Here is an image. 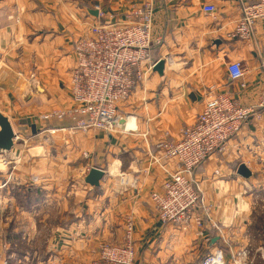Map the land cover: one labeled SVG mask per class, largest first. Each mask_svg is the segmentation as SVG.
Listing matches in <instances>:
<instances>
[{
    "label": "crops",
    "instance_id": "0c3cea01",
    "mask_svg": "<svg viewBox=\"0 0 264 264\" xmlns=\"http://www.w3.org/2000/svg\"><path fill=\"white\" fill-rule=\"evenodd\" d=\"M148 1L155 4L150 58L166 63L163 75L148 72L120 103L127 121L113 131L74 129L67 118L41 121L40 114L72 103L74 42L97 21L94 6L123 15ZM253 1L0 0V112L26 141L0 156V162L21 158L14 170L0 167V205L8 188L15 208L26 198V210L20 206L12 219L19 229L7 245L12 262L92 264L103 245L124 241L127 215L135 220V264H201L216 249L234 243L244 248L256 233L252 187L264 178V18L249 41L228 33L243 5ZM209 5L216 12L204 10ZM232 62H241L244 78L230 77ZM24 80L27 100L20 88ZM225 92L253 112L226 150L193 174L203 197L200 211L211 210L205 236H199L195 225L164 224L150 200L180 168L176 159L157 161L158 147L166 138L179 139L206 100ZM242 163L252 172L249 178L238 173ZM93 167L104 170L99 186L85 181ZM20 239L26 248L15 244Z\"/></svg>",
    "mask_w": 264,
    "mask_h": 264
},
{
    "label": "built area",
    "instance_id": "2783aa9c",
    "mask_svg": "<svg viewBox=\"0 0 264 264\" xmlns=\"http://www.w3.org/2000/svg\"><path fill=\"white\" fill-rule=\"evenodd\" d=\"M94 9L98 12L97 21L74 42L77 65L71 73L72 103L40 114L41 121L67 118L74 129L113 131L128 119L121 114L120 103L131 97L156 64L150 58L155 13L153 1L137 5L123 15H107L99 3ZM204 10L216 12V7L209 5ZM262 18L264 0L246 3L242 7L241 19L228 35L249 41L256 23ZM228 69L233 80L245 76L246 70L241 62L230 63ZM252 112V107L243 106L232 93L217 94L206 100L193 124L182 128L179 139L166 138L160 142L161 155L157 161L176 159L180 165L179 170L163 182L161 190L150 194L160 221L184 228L195 225L197 234L205 236L204 218L211 210L203 207L200 211L203 197L195 186L193 174L212 154L226 150L229 140L241 131ZM17 141L25 140L22 133L15 131L14 142ZM20 162V157H5L0 167L4 164L14 170ZM212 226L220 229L215 223ZM134 232V217L127 215L124 241L103 245L92 264H135ZM201 264H228V259L219 248L209 252Z\"/></svg>",
    "mask_w": 264,
    "mask_h": 264
},
{
    "label": "rangeland",
    "instance_id": "374dc122",
    "mask_svg": "<svg viewBox=\"0 0 264 264\" xmlns=\"http://www.w3.org/2000/svg\"><path fill=\"white\" fill-rule=\"evenodd\" d=\"M3 165L4 164H2V167H4ZM259 182L260 183L258 185H254L252 187L254 193L253 202L256 203V205L254 206V219L256 223L253 229H255L256 233L253 238H251V240L246 242L242 250L236 249L235 243L231 244L229 248L224 250V254L228 259V264H264V178H260ZM22 188H24L23 192L25 193V187ZM11 190L12 188L4 190L2 192L4 198H1L2 205H0V208L1 206L2 208L0 209V264H15V262H12V259L10 258V247L7 248V245H10V243H12V236L16 235L19 231V229L16 227L18 224L17 221L12 219L15 218L17 213L21 210L20 206L24 207L26 203V198H23V204L18 203L21 202L19 200L21 196H19L15 192L14 197L18 199L17 203L20 205L18 206V209L15 208L12 201L7 200L12 196ZM26 208L24 207L23 210H26ZM19 241L15 243L18 245V247L22 246V249L27 247V243L24 242V240L20 239ZM206 255L207 254H204L201 257V263ZM238 257H240V259H238Z\"/></svg>",
    "mask_w": 264,
    "mask_h": 264
},
{
    "label": "water",
    "instance_id": "95a60500",
    "mask_svg": "<svg viewBox=\"0 0 264 264\" xmlns=\"http://www.w3.org/2000/svg\"><path fill=\"white\" fill-rule=\"evenodd\" d=\"M94 15H98L97 10L93 11ZM165 59L161 58L159 59L153 70L158 72L160 75L164 74V68H165ZM21 92L22 97L24 99L30 98V88L28 87L27 80H24L21 84ZM34 128V126H33ZM15 130L14 126L10 120V118L0 112V154L7 153L11 151L14 148L15 142ZM238 173L241 174L245 178H249L252 176L251 170L248 168V166L245 163L240 164ZM104 176V170L98 167L91 168L89 174L86 176L85 181L86 183L92 185V186H99L100 180Z\"/></svg>",
    "mask_w": 264,
    "mask_h": 264
}]
</instances>
